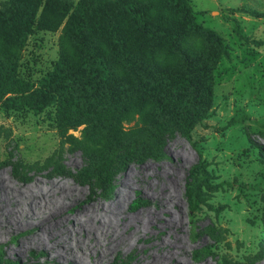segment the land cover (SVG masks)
I'll use <instances>...</instances> for the list:
<instances>
[{
    "label": "rangeland",
    "instance_id": "1",
    "mask_svg": "<svg viewBox=\"0 0 264 264\" xmlns=\"http://www.w3.org/2000/svg\"><path fill=\"white\" fill-rule=\"evenodd\" d=\"M187 1L228 52L212 70L207 115L188 135L171 125L153 135V122L133 114L116 131L93 127L83 144L84 124L66 131L73 139L59 135L51 104L0 107V264H146L169 253L175 264H264V0ZM59 33L28 37L22 77L35 84L50 69ZM41 191L70 195L46 221L6 230L3 219ZM97 240L112 248L95 262L92 247L80 261Z\"/></svg>",
    "mask_w": 264,
    "mask_h": 264
},
{
    "label": "trees",
    "instance_id": "2",
    "mask_svg": "<svg viewBox=\"0 0 264 264\" xmlns=\"http://www.w3.org/2000/svg\"><path fill=\"white\" fill-rule=\"evenodd\" d=\"M58 28L57 57L33 84L17 71L18 52L31 34ZM221 56H228L221 37L194 20L187 0H7L0 107L51 104L59 135L73 139L66 131L84 124L83 144L92 142L93 127L116 131L133 114L153 122V135L167 125L188 135L207 115Z\"/></svg>",
    "mask_w": 264,
    "mask_h": 264
},
{
    "label": "bare ground",
    "instance_id": "3",
    "mask_svg": "<svg viewBox=\"0 0 264 264\" xmlns=\"http://www.w3.org/2000/svg\"><path fill=\"white\" fill-rule=\"evenodd\" d=\"M60 191V189H59ZM53 192V191H52ZM59 193V192H58ZM51 193L45 192L42 193H35V195H31L33 198L32 200L28 203L29 206L27 208H24L21 210V212L19 213V215H17L15 218H13V220L10 219H3L5 221V229L8 230L10 228L16 227L22 223L25 222H30L32 220V218H36L40 222H44L49 218V213L53 212L55 209L53 206V202L59 198V199H65V197L69 196L70 193L68 191H62L59 194H53L51 195ZM73 196V195H72ZM52 197V198H51ZM29 200V199H28ZM27 200V201H28ZM51 205L53 208H51ZM47 208L50 209V211H46ZM53 209V210H52ZM156 220V219H155ZM149 221V220H148ZM162 222V221H161ZM74 223V222H73ZM78 224V223H77ZM162 224V223H161ZM166 224V223H165ZM167 225V224H166ZM82 226V225H81ZM141 225H136L133 232L139 234L141 232ZM74 227V226H73ZM75 228V227H74ZM72 229V227H71ZM86 229V228H85ZM77 229L75 228V231ZM88 231V230H87ZM81 232V231H80ZM94 232V231H93ZM102 232V231H101ZM76 233V232H75ZM84 233V232H83ZM104 233V232H103ZM79 234V233H78ZM93 234V233H91ZM105 234V233H104ZM111 234V233H110ZM86 235V234H85ZM80 237V236H78ZM76 238V237H75ZM93 238V237H91ZM70 239V237H69ZM108 239V238H107ZM77 240V239H76ZM115 240V239H114ZM69 241V240H68ZM57 242V241H56ZM71 242V241H70ZM111 242V241H110ZM121 242V241H120ZM68 243V242H67ZM77 243V242H76ZM57 244V243H56ZM61 244V243H60ZM115 244V243H114ZM113 244V245H114ZM120 244L115 245L116 248L119 249ZM72 246V245H71ZM81 246V245H80ZM69 247V246H68ZM78 247V246H77ZM93 247L96 256L93 258L95 262H99L101 260V257L104 256L106 253H108V251L112 248V243H109L108 241H104V242H100L99 240H97L94 244H92L91 246H84L83 248H81V254L79 256V260L80 261H85L84 259V255H90L92 254L91 252V248ZM60 248V247H59ZM63 248V246L61 247ZM60 248V249H61ZM54 252V251H53ZM62 252V251H61ZM67 252V251H66ZM76 252V251H75ZM65 254V253H64ZM175 254V253H174ZM58 255V254H57ZM56 255V256H57ZM62 256V255H61ZM73 256H77V255H73ZM176 256V255H175ZM164 258V257H163ZM154 259V258H153ZM161 259V258H160ZM166 261H148L146 264H166L167 261L170 262V264H175V257L173 255V253H169L166 257ZM178 259V258H177ZM73 260V259H72ZM180 260V259H179ZM145 261V260H144ZM78 262V261H77ZM76 262V263H77ZM79 263V262H78ZM169 264V263H168Z\"/></svg>",
    "mask_w": 264,
    "mask_h": 264
}]
</instances>
